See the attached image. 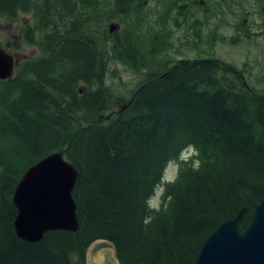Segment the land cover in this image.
I'll return each instance as SVG.
<instances>
[{"label": "trees", "instance_id": "obj_1", "mask_svg": "<svg viewBox=\"0 0 264 264\" xmlns=\"http://www.w3.org/2000/svg\"><path fill=\"white\" fill-rule=\"evenodd\" d=\"M131 1L115 0V10L131 11ZM93 4L0 0V16L35 9L36 28L25 26L22 39L33 42L43 30L46 54L0 79V264H84L96 240L112 243L119 264H193L222 220L245 206L243 229L264 195V93L210 57L165 63L117 97L104 84L109 41L114 58L137 61L138 53L117 34L101 41ZM116 97L126 105L107 120ZM188 143L200 149V171H183L169 187L172 203L145 226V198L165 161ZM54 151L77 171L79 227L28 242L14 228L12 193L23 172Z\"/></svg>", "mask_w": 264, "mask_h": 264}, {"label": "rangeland", "instance_id": "obj_2", "mask_svg": "<svg viewBox=\"0 0 264 264\" xmlns=\"http://www.w3.org/2000/svg\"><path fill=\"white\" fill-rule=\"evenodd\" d=\"M92 1V24L101 41L117 34L138 53L137 61L114 58L109 41L104 84L117 97H129L151 70L165 63L210 57L233 65L246 87L264 93V0H203L204 5L198 0H132L133 9L125 12L115 10V0ZM35 13L31 9L14 17L0 16V48L18 58V64L46 55L43 30L35 29L33 42L22 39L25 26L36 28ZM117 97L111 102L113 109L105 113L107 120L120 109L123 100ZM114 254L112 243L96 240L88 247L84 264H119Z\"/></svg>", "mask_w": 264, "mask_h": 264}, {"label": "water", "instance_id": "obj_3", "mask_svg": "<svg viewBox=\"0 0 264 264\" xmlns=\"http://www.w3.org/2000/svg\"><path fill=\"white\" fill-rule=\"evenodd\" d=\"M113 25L109 26L112 30ZM18 58L0 48V79L10 78ZM126 104H121L124 108ZM75 167L62 151H54L29 166L12 193L14 228L22 240L40 241L50 230L79 227L72 190ZM247 207L222 220L202 242L193 264H264V195L254 204L241 230Z\"/></svg>", "mask_w": 264, "mask_h": 264}, {"label": "clouds", "instance_id": "obj_4", "mask_svg": "<svg viewBox=\"0 0 264 264\" xmlns=\"http://www.w3.org/2000/svg\"><path fill=\"white\" fill-rule=\"evenodd\" d=\"M257 23L260 21L257 19ZM202 167L200 149L192 143L185 144L176 155L167 159L161 170L159 179L153 184L151 193L145 198L144 206L148 214L142 223L147 226L156 218V214L164 211L172 203L173 196L169 187L175 186L183 171L190 168L199 172Z\"/></svg>", "mask_w": 264, "mask_h": 264}, {"label": "flooded vegetation", "instance_id": "obj_5", "mask_svg": "<svg viewBox=\"0 0 264 264\" xmlns=\"http://www.w3.org/2000/svg\"><path fill=\"white\" fill-rule=\"evenodd\" d=\"M198 3H200V5H204V1L203 0H198ZM206 11L209 12L210 9H207Z\"/></svg>", "mask_w": 264, "mask_h": 264}, {"label": "bare ground", "instance_id": "obj_6", "mask_svg": "<svg viewBox=\"0 0 264 264\" xmlns=\"http://www.w3.org/2000/svg\"><path fill=\"white\" fill-rule=\"evenodd\" d=\"M172 2V1H171ZM175 2V1H174ZM174 2H173V5H174ZM166 4V3H165ZM170 4H172V3H170ZM171 6V5H170ZM165 7H166V5H165ZM167 7H168V5H167ZM176 9V8H175ZM167 10H169V8L167 9ZM177 10V9H176ZM171 12H173V11H171ZM170 15V14H169Z\"/></svg>", "mask_w": 264, "mask_h": 264}]
</instances>
